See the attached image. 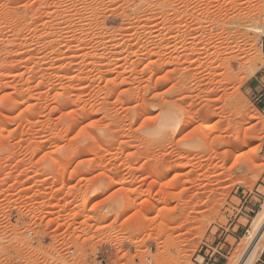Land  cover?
<instances>
[{
    "label": "rangeland",
    "instance_id": "1",
    "mask_svg": "<svg viewBox=\"0 0 264 264\" xmlns=\"http://www.w3.org/2000/svg\"><path fill=\"white\" fill-rule=\"evenodd\" d=\"M263 76L264 0H0V264H238Z\"/></svg>",
    "mask_w": 264,
    "mask_h": 264
},
{
    "label": "bare ground",
    "instance_id": "2",
    "mask_svg": "<svg viewBox=\"0 0 264 264\" xmlns=\"http://www.w3.org/2000/svg\"><path fill=\"white\" fill-rule=\"evenodd\" d=\"M199 128L200 125H197L196 127L193 128L192 132L195 133L196 131H198ZM238 142H239L238 140L234 139L231 140L229 143L232 146V145H236ZM251 229L252 230L249 232V235L246 238V240L245 239H244L245 241L243 240L247 248L245 246L246 248L245 253L244 255L242 254L243 257H241L242 259L238 264H255L264 251V206L262 210L259 212V214L254 218Z\"/></svg>",
    "mask_w": 264,
    "mask_h": 264
},
{
    "label": "built area",
    "instance_id": "3",
    "mask_svg": "<svg viewBox=\"0 0 264 264\" xmlns=\"http://www.w3.org/2000/svg\"><path fill=\"white\" fill-rule=\"evenodd\" d=\"M26 237L32 245L36 246L47 241V237H45L42 232H37L35 230H28L26 232Z\"/></svg>",
    "mask_w": 264,
    "mask_h": 264
},
{
    "label": "crops",
    "instance_id": "4",
    "mask_svg": "<svg viewBox=\"0 0 264 264\" xmlns=\"http://www.w3.org/2000/svg\"><path fill=\"white\" fill-rule=\"evenodd\" d=\"M260 257H264V251H263V253H262V255ZM211 264H217V263H211Z\"/></svg>",
    "mask_w": 264,
    "mask_h": 264
}]
</instances>
